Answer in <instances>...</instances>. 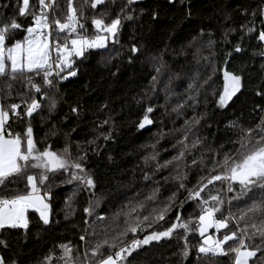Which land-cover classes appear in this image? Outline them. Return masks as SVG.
Returning <instances> with one entry per match:
<instances>
[{
    "label": "trees",
    "instance_id": "obj_1",
    "mask_svg": "<svg viewBox=\"0 0 264 264\" xmlns=\"http://www.w3.org/2000/svg\"><path fill=\"white\" fill-rule=\"evenodd\" d=\"M74 3L79 7L81 0H74ZM36 4L37 0H30V6ZM125 4L126 0H106L104 5H98L95 10L86 8L85 17H90L94 12L104 11L108 13L107 21L115 18ZM260 4H264V0H185L184 3H180V0H174L173 3H169V0H137L126 9L133 15V20L123 22L119 44L114 46L109 44L111 51L119 50L121 55L109 62L106 55H101V52L107 50L86 52L85 58L78 59L73 66L77 68V76H70L58 85L59 104L55 113L49 115L44 108L40 114L33 115L31 124L38 148L43 149L46 145H51L53 150H59L67 143L73 156L77 153V144L88 149L87 159L83 163L86 169L91 170L96 181L97 197L94 199H99V206L95 207V212L105 216L103 225H113V214L121 206L127 205L130 199L133 202L140 201L150 192L152 181H145L142 178L144 172H152L150 167H145L143 160L146 153L153 151L147 146L156 144V149L160 152L159 159L171 158L176 152L172 145L181 137V132L173 130L181 128L185 120H190L194 115L197 117L202 115L199 124L192 128V134L206 138L200 147L211 145L212 148L219 149L223 143L224 148L220 149L221 152L231 150L233 145L228 141L236 138V135L226 127L230 121H238L244 128L254 127L259 122L260 116L264 114L260 111L264 109V55L261 54L264 52V42L258 40V34L264 31V24L260 23L264 18L259 14L255 17V31L251 34H245L242 26H252L249 24L253 19L251 12L253 10L258 12ZM61 7H65L63 0ZM17 8L18 0H0V27L13 18L22 25V29L31 25L32 17L19 16ZM83 22L88 34L91 35L95 29L90 19ZM22 29L10 31L9 39H22L26 34ZM201 32L204 33L202 37ZM226 32L227 41L224 37ZM208 33H211V39L216 41L211 49L203 47L209 39ZM193 37L197 38L195 42ZM132 44L140 48L136 56H132L128 50ZM236 44L240 45V52H235ZM197 47L201 48V52L199 57L194 58L193 52ZM204 56L211 61H205L202 58ZM129 57L132 58V63L128 62ZM161 65L163 67L157 77L158 83L153 88L152 76L157 75L155 68ZM225 67L242 76V88L237 97L233 98L234 103L230 102L227 107L219 108L216 106L215 98L206 90L210 86H215L217 95L219 94L223 86V75L221 71L214 72L213 69ZM210 75L212 79L204 85L196 108L185 105L180 110L183 114L177 116L172 109L177 101L184 100L190 94L187 91V85L190 83L188 80L197 76L198 80L203 81ZM193 81L196 82L197 79ZM257 92L261 94L257 95ZM37 98L39 99V96ZM12 102L19 103V99L14 96L12 100L7 101ZM147 106L154 108L149 114L153 124L144 129H137ZM73 107L78 109V114L71 111ZM18 111L22 112V109ZM41 115L46 119L41 120ZM14 120L15 117L8 121L11 131L22 133L25 125L13 122ZM105 120H108V123L101 126V122ZM53 125L56 134L46 135ZM109 131L112 138L105 141L100 133ZM161 131L166 133L163 138L158 135ZM90 140H95V144H89ZM93 148L98 149V152H94ZM192 155H199V149ZM192 155L187 156L189 164ZM205 158L210 164L212 153L207 152ZM185 170L188 172L185 183L189 188L197 183L200 175L207 172V169L201 171L199 165ZM170 171L171 166L169 170L154 177L160 180L161 199L166 198L170 191L176 188L175 182L165 184L161 179L162 176L169 175ZM16 186L22 188V182H18ZM74 187L75 182L53 189V197L49 201L51 204L49 225H44L39 219V214L30 210L28 212L30 223L26 235L21 229L0 231V239L6 240L8 244L7 248L0 246V256L5 258L6 264L13 259L17 264H38L50 252L53 257L51 264H63L58 259L61 254L58 245L69 242L75 246L73 258H76L77 252L80 253L76 264H81L86 245L79 237L84 234L83 229L87 227L84 221L87 219L91 224L95 217H88L84 213L83 209L88 205L89 195L81 191L72 201L75 214L65 219V201L72 195ZM211 187L209 185V188ZM11 194L13 193L10 191L0 189V196ZM251 195L252 193L248 194L249 197ZM185 196L186 192L180 190L176 203L178 204ZM246 202L251 203L248 197L239 202L234 201L232 211L239 213ZM194 204V201H188L182 209L173 207L165 221L154 224L148 231L159 228L161 224L167 226L166 221L174 220L177 211L182 219L190 214L196 215ZM228 207L226 203L224 210ZM123 220L121 216L119 218L121 227ZM96 225L97 232H100L103 225L99 221H96ZM119 230L116 228V231ZM110 234L115 235V231L110 229ZM142 235L137 233L140 238ZM99 238L101 237L86 236V240L89 241ZM131 238L129 233L125 240ZM188 240L190 244L200 242L196 233H190ZM183 243L184 241L176 236L162 239L158 243L153 242L133 252L128 260L130 264H181L179 249ZM87 247L90 248L91 245ZM103 251L107 254V249ZM195 261L196 249L193 247L183 264H195ZM217 261L218 264H228V257H218ZM201 264L205 262L201 261Z\"/></svg>",
    "mask_w": 264,
    "mask_h": 264
},
{
    "label": "snow or ice",
    "instance_id": "obj_2",
    "mask_svg": "<svg viewBox=\"0 0 264 264\" xmlns=\"http://www.w3.org/2000/svg\"><path fill=\"white\" fill-rule=\"evenodd\" d=\"M105 2L106 0H81L80 6L77 7L74 0H63L65 7L62 8L61 0H37V4L32 6L30 0H18L19 16H31V25L22 29V25L13 18L0 27V189L13 193L0 196V231L21 229L26 235L30 223L28 218L30 210L39 214V219L44 225H49L51 214L49 201L53 197V189L75 182L72 195L65 201V219L75 214L72 201L81 191L89 195L88 205L83 209L84 213L88 217H95L91 224L87 219L84 221L87 227L83 229L84 234L79 237L86 245L81 264H130L128 257L132 256L133 252L153 242L171 239L173 236L184 241L179 249L181 264L188 258L193 247L196 249L195 264H201V261L205 264H218V257H228V264H264V114L254 127L244 128L238 121H230L226 125L236 135L235 139L228 141L233 145L229 151H220L224 148L223 143L219 149L212 148L211 145L200 147L206 138L192 134V128L199 124L202 115L199 117L194 115L190 120H185L181 128L173 130L181 132V137L172 145L176 152L171 158L159 159L160 152L156 149V144L148 145L147 147L153 151L146 153L143 160L145 167H150L152 172H144L142 178L145 181H152L153 186L144 199L136 202L130 199L127 205L121 206L113 214L114 226L103 225L105 216L95 212V207L99 206V199H94L97 197L96 181L91 170L86 169L83 163L87 159L88 149L77 144V153L73 156L67 143L59 150H53L51 145H46L43 149L37 147L31 118L34 114H40L44 108L49 115L55 113L59 104L58 85L70 76H77V68L73 67L76 61L85 58V53L90 50H107L101 52V55H106L109 62L121 55L119 50L111 51L109 44L113 46L119 44L123 22L133 20V15L126 9L137 0H126L120 13L107 21L108 13L104 11L94 12L90 17H85L86 8L95 10L98 5H104ZM173 2L174 0H169V3ZM184 2L185 0H180V3ZM258 14L264 18V4L258 6V12L257 10L251 12L253 19L249 24L252 26H242L245 34L255 31V17ZM85 19H90L95 29L91 35L88 34L83 22ZM260 23L264 24V19H261ZM19 29L26 33L22 39L10 40V31ZM203 35L201 32L200 36ZM211 35L208 33L209 39L203 47L211 49L215 45L216 41L211 39ZM227 36L226 32L224 34L226 41ZM196 39L193 37V42ZM258 40L264 42V31L259 32ZM128 50L132 56L140 52V48L135 44ZM234 50L240 52V45L236 44ZM200 52L201 48L197 47L193 52L194 58L199 57ZM261 54L264 55V52ZM202 58L208 60L207 56ZM128 62L132 63L131 57ZM161 67L163 65L155 68L157 75L152 76L153 88L158 83L157 77ZM213 71L222 72V90L218 95L215 86H210L206 91L215 98L217 107L225 108L230 102L234 103L233 98L241 92L242 76L226 68ZM211 79L210 75L201 81L199 86L195 81L190 82L187 85L190 94L184 100L177 101L172 111L180 116L183 114L180 110L185 105L195 109L201 89ZM260 94L257 92V95ZM14 96L19 99V103H7ZM167 99L168 97L166 101ZM22 106V112L18 111ZM71 111L78 114L76 107ZM153 111L152 106L144 109L137 129H144L153 124V119L149 115ZM260 111L264 113V109ZM13 117H15L13 122L25 125L22 133L11 131L8 121ZM40 118L46 119L43 115ZM107 123L108 120L102 121L101 126ZM54 129L55 125L46 135H55ZM100 135L105 141L112 138L111 131ZM158 135L163 138L166 133L161 131ZM65 139L67 140V134ZM88 143L94 145L95 140ZM197 149L199 155H192ZM93 151L98 152V149L93 148ZM207 152L212 153L210 164L206 162ZM189 155H192L191 164L187 160ZM196 165L200 166L201 171L207 169V172L200 175L197 183L189 188L185 183L188 178L185 169ZM170 166L169 175L162 176L161 179L165 184L175 182L176 188L170 191L166 198L161 199L160 180L154 177L169 170ZM18 182H22V188L16 186ZM209 185L212 187L209 188ZM180 190H184L186 196L177 204L176 198ZM229 193L232 195L229 196ZM249 193H252L250 197ZM245 197H248L251 203L246 202L239 213L233 212V202H239ZM188 201L195 202L196 215L190 214L182 219L177 211L174 220L166 221L167 226L161 224L159 228L148 231L154 224L165 221L173 207L182 209ZM226 203L229 207L224 210ZM121 216L124 218L122 227L119 224ZM96 221L103 225L100 232L96 230L98 227ZM116 228L120 230L116 231ZM110 229L115 231V235L110 234ZM210 230L214 232L209 234ZM129 233L132 238L125 240ZM137 233L143 234L142 238L138 237ZM190 233L198 234L200 238L198 244L189 243ZM86 236L101 238L89 241L86 240ZM89 244L90 248L87 247ZM0 246L7 248V241L0 239ZM58 247L61 253L58 259L63 264H76L80 253L77 252L76 258H73L75 246L69 242ZM104 249H107V254ZM52 258L50 252L38 264H51ZM0 264H6L3 256H0ZM9 264H17V261L13 259Z\"/></svg>",
    "mask_w": 264,
    "mask_h": 264
},
{
    "label": "rangeland",
    "instance_id": "obj_3",
    "mask_svg": "<svg viewBox=\"0 0 264 264\" xmlns=\"http://www.w3.org/2000/svg\"><path fill=\"white\" fill-rule=\"evenodd\" d=\"M208 60H210L211 61V59L209 58ZM194 79H197V81H196V83L198 82V86H199V84H200V82H201V80L202 79H199L198 80V78H197V76H195V77H193L191 80H188L189 82H191V81H193ZM203 90H204V88L203 89H201V92H200V94H202L203 93Z\"/></svg>",
    "mask_w": 264,
    "mask_h": 264
},
{
    "label": "water",
    "instance_id": "obj_4",
    "mask_svg": "<svg viewBox=\"0 0 264 264\" xmlns=\"http://www.w3.org/2000/svg\"><path fill=\"white\" fill-rule=\"evenodd\" d=\"M214 232V230H210V233L209 234H212Z\"/></svg>",
    "mask_w": 264,
    "mask_h": 264
},
{
    "label": "built area",
    "instance_id": "obj_5",
    "mask_svg": "<svg viewBox=\"0 0 264 264\" xmlns=\"http://www.w3.org/2000/svg\"><path fill=\"white\" fill-rule=\"evenodd\" d=\"M21 109H23V106L21 107ZM11 119V118H10Z\"/></svg>",
    "mask_w": 264,
    "mask_h": 264
},
{
    "label": "bare ground",
    "instance_id": "obj_6",
    "mask_svg": "<svg viewBox=\"0 0 264 264\" xmlns=\"http://www.w3.org/2000/svg\"><path fill=\"white\" fill-rule=\"evenodd\" d=\"M226 68V67H225Z\"/></svg>",
    "mask_w": 264,
    "mask_h": 264
}]
</instances>
